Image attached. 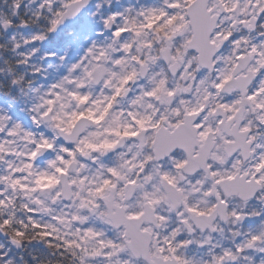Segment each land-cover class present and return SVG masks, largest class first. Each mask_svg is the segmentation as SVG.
Listing matches in <instances>:
<instances>
[{"label": "clouds", "instance_id": "clouds-1", "mask_svg": "<svg viewBox=\"0 0 264 264\" xmlns=\"http://www.w3.org/2000/svg\"><path fill=\"white\" fill-rule=\"evenodd\" d=\"M0 264H264V0H0Z\"/></svg>", "mask_w": 264, "mask_h": 264}, {"label": "snow or ice", "instance_id": "snow-or-ice-1", "mask_svg": "<svg viewBox=\"0 0 264 264\" xmlns=\"http://www.w3.org/2000/svg\"><path fill=\"white\" fill-rule=\"evenodd\" d=\"M120 33L119 32H117V35H119ZM173 147H175L176 145L174 144V145H172ZM229 179H233V177H229ZM16 183H19V181H16ZM5 223H7V221H5Z\"/></svg>", "mask_w": 264, "mask_h": 264}]
</instances>
